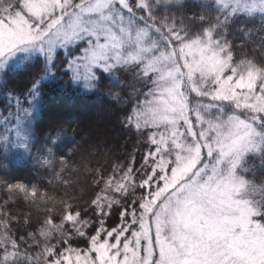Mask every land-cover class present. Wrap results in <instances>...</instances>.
<instances>
[{
    "label": "snow or ice",
    "instance_id": "1",
    "mask_svg": "<svg viewBox=\"0 0 264 264\" xmlns=\"http://www.w3.org/2000/svg\"><path fill=\"white\" fill-rule=\"evenodd\" d=\"M186 9L0 0V264H264V180L246 176L264 167V50L242 51L254 36L264 45V0ZM256 17L259 30L248 27ZM112 82L120 93L102 91ZM73 94L109 95L143 149L95 173L87 207L9 170L14 150L58 166L54 179L71 170L72 120L51 106ZM17 198L51 207L33 221L7 211ZM13 220L31 231L15 234Z\"/></svg>",
    "mask_w": 264,
    "mask_h": 264
},
{
    "label": "trees",
    "instance_id": "2",
    "mask_svg": "<svg viewBox=\"0 0 264 264\" xmlns=\"http://www.w3.org/2000/svg\"><path fill=\"white\" fill-rule=\"evenodd\" d=\"M186 3L189 6V9H186L188 15L197 10V0H186ZM248 27L259 30L261 27L259 17L249 20ZM234 36V39L231 36L229 39H233L234 44H239L240 35L234 33ZM258 45L259 49H257ZM262 50H264V45H261L258 36H254L253 42L249 43L242 51L259 58ZM237 51L241 50L237 48ZM102 91L104 93H120L121 89L117 83L112 82L105 83L102 86ZM51 110L72 120L69 130L75 136L77 151L70 161L71 170L63 173L60 179H54L55 173L60 171L58 166L54 172L51 168L35 164L29 158L25 160L13 156L9 170L14 179L38 185L42 192L46 191L50 196L55 197L57 202L60 199H66L87 207L91 193L94 189L98 190L93 183L95 173L101 168L110 171V165L117 160L121 163L126 162L125 158L130 152L139 161L143 149L136 151L140 147L138 137L134 130L125 129L120 124L122 113L117 108L115 101L109 98V95H64L57 98V101L51 106ZM253 163L257 166L253 172L247 173L246 176L260 184L264 180V167L259 166L258 160ZM4 175L5 173L0 171V176ZM68 179L70 185L66 186L62 181ZM46 207H51L50 201L47 204L41 201L30 203L17 198L16 201L10 202L7 211L21 217L30 215L35 221L44 216ZM118 211L119 207L117 206L114 214L108 218L106 227L117 222ZM87 215H91L90 210ZM10 223L17 235H24L26 231H31L22 221L18 223L13 220ZM79 242L81 244L74 246L84 248L82 238L79 239Z\"/></svg>",
    "mask_w": 264,
    "mask_h": 264
},
{
    "label": "rangeland",
    "instance_id": "3",
    "mask_svg": "<svg viewBox=\"0 0 264 264\" xmlns=\"http://www.w3.org/2000/svg\"><path fill=\"white\" fill-rule=\"evenodd\" d=\"M53 95H55V93H53ZM13 157H15V158H24L25 160L28 159V157L26 156V154L24 153L23 150H14ZM113 224H115V223H113ZM73 247H75V246L73 245Z\"/></svg>",
    "mask_w": 264,
    "mask_h": 264
}]
</instances>
